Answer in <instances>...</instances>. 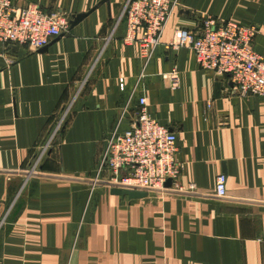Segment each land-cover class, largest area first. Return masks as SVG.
<instances>
[{"label":"crops","instance_id":"crops-1","mask_svg":"<svg viewBox=\"0 0 264 264\" xmlns=\"http://www.w3.org/2000/svg\"><path fill=\"white\" fill-rule=\"evenodd\" d=\"M125 1L14 0L71 18L96 8L43 51L0 41V264H264V95L169 45L213 17L256 25L264 58V0H178L146 66L123 42ZM175 71L177 85L163 77ZM141 95L176 133L182 169L177 192L129 199L88 180H110L107 142Z\"/></svg>","mask_w":264,"mask_h":264},{"label":"built area","instance_id":"built-area-1","mask_svg":"<svg viewBox=\"0 0 264 264\" xmlns=\"http://www.w3.org/2000/svg\"><path fill=\"white\" fill-rule=\"evenodd\" d=\"M178 0H126L120 21L125 24L123 42L137 44L145 66L154 55ZM71 17L61 11L44 12L36 4L16 6L14 0H0V41L27 45L38 50L67 31ZM256 25L217 21L209 18L200 30L178 27L169 43L191 49L202 68L226 77L241 95H264V58L255 49ZM177 85L178 75L164 74ZM121 89L124 80L120 78ZM130 127L114 131L104 152L99 172L107 170L109 181L127 187L165 190L166 181L178 178L182 164L176 158L177 135L150 113L145 95ZM210 106V105H209ZM66 115V114H65ZM62 122L57 126L60 128ZM35 167L31 169L34 173ZM194 189V185L191 186ZM215 195H227V175L220 173Z\"/></svg>","mask_w":264,"mask_h":264},{"label":"water","instance_id":"water-1","mask_svg":"<svg viewBox=\"0 0 264 264\" xmlns=\"http://www.w3.org/2000/svg\"><path fill=\"white\" fill-rule=\"evenodd\" d=\"M105 2L110 4V0H101L100 4L105 3ZM95 8H93L92 10L85 12V13L74 14L72 16V18L70 19V27L73 28L74 26L79 24L85 17H87L92 11H94ZM47 47H48V45H45L44 47L40 48L39 51H43ZM55 177L64 178L62 176H55ZM65 178L76 179V178H72V177H65ZM88 181H91L94 183L98 182V183H102L104 185H108L111 187V192L113 194H118L120 196H128L129 199L144 198V197L148 196V194L150 192L162 191L160 189H145V188H138V187H127L123 184L115 183V182L108 181V180L96 181V180L92 179V180H88ZM172 184H173V180L171 178H169L165 183L166 188L163 191L164 192H177L176 190H173Z\"/></svg>","mask_w":264,"mask_h":264}]
</instances>
